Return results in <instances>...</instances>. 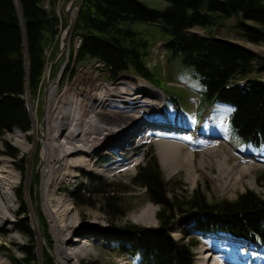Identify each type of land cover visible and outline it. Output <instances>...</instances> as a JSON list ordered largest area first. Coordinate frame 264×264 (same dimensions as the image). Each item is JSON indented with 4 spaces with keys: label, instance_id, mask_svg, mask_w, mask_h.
Segmentation results:
<instances>
[{
    "label": "trees",
    "instance_id": "16d2710c",
    "mask_svg": "<svg viewBox=\"0 0 264 264\" xmlns=\"http://www.w3.org/2000/svg\"><path fill=\"white\" fill-rule=\"evenodd\" d=\"M163 1L167 5L156 9L139 0H79L72 37L80 42L70 59L76 63L95 60L113 78L131 72L153 82L145 64L148 43L131 26L134 22L156 25L164 38L167 59L190 70L199 82L202 100L231 108V134L246 147L264 146V82L248 78L254 67L263 68L254 66L258 60L251 52L209 33L211 27L234 17L243 37L258 44L264 31V0ZM55 2L0 0V137L14 127L29 129L23 97L26 92L33 97L42 84L46 65L43 51L56 34L59 21ZM193 27L208 33L188 32ZM243 79L245 85H240ZM85 179L92 189L77 187L73 194L76 204L85 205L88 198L99 194L104 198L105 212L114 214L118 201L103 196L102 177L87 174ZM132 184L144 188L148 201L160 206L157 227H133L140 236L137 245L118 247L119 253L138 264H193L191 249L197 242L176 241L170 235L175 214L191 218L188 235L227 236L264 248V192L244 191L234 200L219 202H208L198 191L181 200L176 196L170 199L152 153L136 167ZM262 185L264 189V182ZM16 213L19 232L31 235L28 222L21 219L25 209L21 207ZM32 247L21 248L27 264L36 260ZM41 256L42 264H54L48 252Z\"/></svg>",
    "mask_w": 264,
    "mask_h": 264
},
{
    "label": "rangeland",
    "instance_id": "374dc122",
    "mask_svg": "<svg viewBox=\"0 0 264 264\" xmlns=\"http://www.w3.org/2000/svg\"><path fill=\"white\" fill-rule=\"evenodd\" d=\"M139 1L156 9H163L167 5L163 0ZM47 3L45 2L48 6ZM78 4L79 0H56L55 15L59 21L56 26V34L43 51L46 65L42 84L33 97L28 92L23 97L30 121L29 129L24 131L14 127L0 137V166H2L3 161H7L14 174L12 179L14 186L11 191H7V195L12 200V212L8 213V219L2 226L0 219V226L2 227H0V261L6 264H27L23 260L21 250L24 245L33 246L32 253L36 258L35 261L28 264H42V252H48L54 260V264H117L119 261L126 264H138L134 259L119 253L118 247L124 245L129 248L132 245H137L140 236L133 227L153 228L158 225L156 214L160 210V206L148 201L144 188L132 184L136 167L144 162V157L149 153H152L157 161L162 178L167 183V196L170 199L176 196L181 200L198 191L204 195L208 202H219L234 200L244 191H251L259 195L264 192L262 185L264 182V161L257 163L260 167L255 169L252 175L243 177L240 187L228 192V194H223L224 190L227 191L223 188H226L222 184L223 181H210L206 176L208 169L201 170L199 167L200 150L206 147L203 142H208V140L216 144L219 154L222 152L220 148H223L225 154L238 162L243 157L264 160V146L246 147L231 134L228 123L231 108L225 104L207 103L202 100L201 87L197 79L192 77L190 70L181 68L178 62L167 59L166 52L162 47L164 38L156 25L134 22L131 26L148 43L145 64L151 72L153 82L131 72H122L113 78L95 60L76 63L73 62L72 57L70 59V53L71 55L74 53L80 42L78 37H72ZM235 24V18L231 17L220 22L219 25L211 27L209 33L211 32L214 37L235 43L251 52L258 60L254 61V66H261L263 69L257 70L254 67L248 78H256L264 82V60L260 56L264 55V31L262 32V41L253 44L243 37L236 29ZM188 32L202 36L208 33L207 30L198 27H193ZM84 79H94L92 83H89L90 86L114 84L119 79H139L151 89L157 90L162 99L160 106L163 112H158L154 116H156V121L159 117L164 116L168 123L163 125L164 123L157 124L154 121L150 128H154L156 125L172 127V130L169 129L168 132L174 134L175 140L181 141V144L189 149L188 155L191 156L192 161L189 163L183 161L180 164L176 162L173 165L174 169H162L155 141H164L165 139L155 137L138 140L134 147L135 153L131 158L128 156L132 151L126 157L117 158L120 162L126 159L123 166L125 171L123 172L110 171L111 173H109L108 170H104L107 165L104 162L100 164L98 162L89 171H75L78 175L74 179L64 182L60 190L57 191L56 197L61 202L62 208L67 206L70 209L73 207V209L68 210L66 216L71 217L76 226L69 229H83L88 234L86 236H91L92 241L97 238V241L87 240L77 247L80 251L79 256L70 261L56 263L53 255L55 242L50 234L48 221L41 206L40 134L45 129L43 118L50 100V91L53 90L55 94H60L67 89L72 90L77 82ZM239 83L245 85V79L240 80ZM148 96L143 97V100L153 98L151 94ZM128 123L130 122L128 121ZM178 125L187 127L185 129ZM33 126L36 127L35 134H32ZM143 127L141 123L136 125L137 129ZM16 140L20 141L26 150L19 148L15 143ZM29 149H35L32 155ZM104 153L105 151L99 152L94 159L104 156ZM107 159L111 162L114 158L109 155ZM117 159L115 158V160ZM253 163L256 164L254 161ZM87 174H98L102 177L104 181L103 196H112L118 201L114 214L105 212L104 198L99 194L88 198L85 205L76 204L73 194L77 187L92 189L89 181L85 179ZM21 207L25 209L21 219L28 222L31 230L29 236L17 229L18 216L16 212ZM190 225L191 218L189 216L175 214L171 223L170 235L176 241H196L197 243L191 249V253L193 254V264H200L198 258L207 255V253L199 254L200 247L204 243L215 242L219 237L218 235L198 237L196 234L192 235L194 233L188 235L189 232L186 230ZM224 237L225 242L238 246L237 250L240 253H247L251 259L252 257L264 258L263 247L245 241H235L232 240V237ZM69 238L72 241L75 238H81L79 231L72 233Z\"/></svg>",
    "mask_w": 264,
    "mask_h": 264
},
{
    "label": "bare ground",
    "instance_id": "6f19581e",
    "mask_svg": "<svg viewBox=\"0 0 264 264\" xmlns=\"http://www.w3.org/2000/svg\"><path fill=\"white\" fill-rule=\"evenodd\" d=\"M93 81L94 79H84L77 82L72 90L67 89L60 94H55V91L51 90L43 118L45 129L40 134L39 168L41 206L55 242L53 255L56 263L70 261L79 256L80 251L77 247L92 239L91 236H86L87 233L83 229H69L76 226L75 221L72 222L73 219L66 216L68 210L73 207L62 208L61 202L56 197L62 184L78 175L75 171H89L98 162L99 164L104 162L107 163L104 170H108L109 173L123 172L126 159L120 162L117 158L126 157L132 151L128 156L131 158L138 140L155 137L165 139L155 141L162 169L173 168L176 162L180 164L183 161L186 163L192 161L191 156L188 155L189 149L184 147L181 141H176L174 134L168 132L172 127L162 126L163 128H155L156 130L150 128L156 121L154 115L163 112L160 106L162 99L157 90L151 89L139 79H119L114 84L90 86L89 83ZM150 94L153 98L143 100ZM165 118L159 117L157 124L168 123ZM139 123L144 126L142 129L136 128ZM178 126L185 129L187 127ZM33 133H36L34 126ZM15 143L19 148L25 149L20 141L16 140ZM203 143L206 147L200 150L199 167L201 170L208 169L206 176L210 181H223L222 184L226 186L223 188L227 189L223 194L240 187L243 177L252 175L253 171L260 167L257 163L264 161L243 157L238 162L225 154L223 148H220L222 152L219 154L216 144L212 141ZM34 150L29 149L31 155ZM102 151H105L104 156L94 159ZM109 155L114 158L111 162L107 159ZM128 163L130 164V161ZM13 178L12 167L7 161H3L0 166L1 226L7 221L8 213L12 212V200L7 195V191H11L14 186ZM78 231L81 238L72 241L70 235ZM218 237L216 243H204L200 247V255L207 253L205 257L198 258L200 264H264V258L251 259L247 253H240L237 250L238 246L225 242V237ZM94 241H97V238H94ZM0 264L6 263L0 261ZM117 264L126 263L119 261Z\"/></svg>",
    "mask_w": 264,
    "mask_h": 264
},
{
    "label": "water",
    "instance_id": "95a60500",
    "mask_svg": "<svg viewBox=\"0 0 264 264\" xmlns=\"http://www.w3.org/2000/svg\"><path fill=\"white\" fill-rule=\"evenodd\" d=\"M222 40L228 42L227 40H224V39H222ZM229 43H232V42H229ZM232 44L237 45V44H235V43H232ZM237 46H238V45H237ZM260 56H261V58L264 60V55H260Z\"/></svg>",
    "mask_w": 264,
    "mask_h": 264
},
{
    "label": "built area",
    "instance_id": "2783aa9c",
    "mask_svg": "<svg viewBox=\"0 0 264 264\" xmlns=\"http://www.w3.org/2000/svg\"><path fill=\"white\" fill-rule=\"evenodd\" d=\"M45 6L47 7V5L45 4ZM79 39V38H78Z\"/></svg>",
    "mask_w": 264,
    "mask_h": 264
}]
</instances>
